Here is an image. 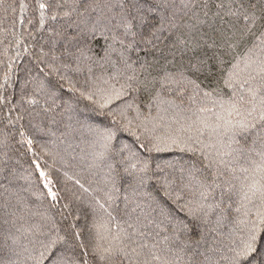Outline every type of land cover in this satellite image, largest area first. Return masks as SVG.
Wrapping results in <instances>:
<instances>
[{
  "label": "snow or ice",
  "instance_id": "snow-or-ice-1",
  "mask_svg": "<svg viewBox=\"0 0 264 264\" xmlns=\"http://www.w3.org/2000/svg\"><path fill=\"white\" fill-rule=\"evenodd\" d=\"M0 264H264V0H0Z\"/></svg>",
  "mask_w": 264,
  "mask_h": 264
}]
</instances>
